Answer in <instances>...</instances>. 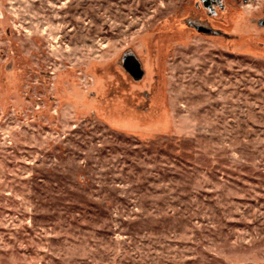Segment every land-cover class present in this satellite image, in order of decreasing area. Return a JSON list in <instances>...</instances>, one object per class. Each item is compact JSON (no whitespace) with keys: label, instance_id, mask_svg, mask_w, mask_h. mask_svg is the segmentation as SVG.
I'll list each match as a JSON object with an SVG mask.
<instances>
[{"label":"rangeland","instance_id":"1","mask_svg":"<svg viewBox=\"0 0 264 264\" xmlns=\"http://www.w3.org/2000/svg\"><path fill=\"white\" fill-rule=\"evenodd\" d=\"M0 264H264V0H0Z\"/></svg>","mask_w":264,"mask_h":264},{"label":"water","instance_id":"2","mask_svg":"<svg viewBox=\"0 0 264 264\" xmlns=\"http://www.w3.org/2000/svg\"><path fill=\"white\" fill-rule=\"evenodd\" d=\"M123 67L135 80L141 78L142 71L140 70V65L134 56H125L123 58Z\"/></svg>","mask_w":264,"mask_h":264},{"label":"flooded vegetation","instance_id":"3","mask_svg":"<svg viewBox=\"0 0 264 264\" xmlns=\"http://www.w3.org/2000/svg\"><path fill=\"white\" fill-rule=\"evenodd\" d=\"M131 54H128V55H126V56H130ZM133 56V55H132Z\"/></svg>","mask_w":264,"mask_h":264}]
</instances>
